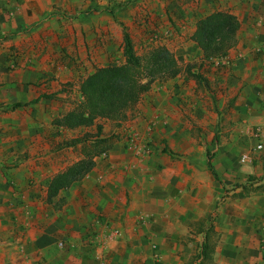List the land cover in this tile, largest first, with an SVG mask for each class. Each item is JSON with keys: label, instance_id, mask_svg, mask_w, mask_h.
Listing matches in <instances>:
<instances>
[{"label": "crops", "instance_id": "1", "mask_svg": "<svg viewBox=\"0 0 264 264\" xmlns=\"http://www.w3.org/2000/svg\"><path fill=\"white\" fill-rule=\"evenodd\" d=\"M125 1L0 0V90L12 95L0 103H11L17 88L23 99L22 82L55 77L46 93L31 92L30 100L12 110L0 108V165L15 155L21 160L8 173L0 166V264H264V144L253 151L251 136L252 128H264V0H208V12L197 10L196 0H188L191 8L184 12V0L122 6ZM214 11H228L239 22L227 59L210 61L208 70L212 108L222 111V125L230 128L222 145L209 158L195 146L192 118H202L199 125L207 128L208 104L195 99L190 80L179 75L156 82L116 127L110 148L92 157L90 171L47 202L51 177L83 159L90 144H70L85 128L53 124L82 98L78 92L77 104L69 103L60 84L71 76L44 70L38 61L48 55L41 50L32 56L33 70L14 71L10 81L3 48L31 32L36 47L66 46L83 57L85 46L95 44L93 31L121 30L123 20L131 26L137 12L148 24L160 18L164 32L185 33L187 20L194 22L193 32ZM176 39L169 35L160 42ZM23 108L31 114L19 123L3 113ZM24 122L32 147L10 150L18 146ZM130 130L139 140L127 149L124 135ZM235 152L249 153L250 163L234 167ZM208 160L219 181L208 171ZM90 234L106 239L88 247L84 239Z\"/></svg>", "mask_w": 264, "mask_h": 264}, {"label": "rangeland", "instance_id": "2", "mask_svg": "<svg viewBox=\"0 0 264 264\" xmlns=\"http://www.w3.org/2000/svg\"><path fill=\"white\" fill-rule=\"evenodd\" d=\"M131 2L132 0H127L120 4L122 6H127ZM188 2V0H184L182 2V7H184V9L181 7L180 8L183 9V12L186 9L191 8V4H188ZM115 5L116 4H114V6ZM195 5L197 10L203 9V12H208V0H196ZM134 17L136 19L134 18V20L132 21L133 24L131 26L126 25L127 22L123 20L122 22L125 27H122L121 30L106 27L105 29H101L99 32L93 31L92 35L94 36L95 44L85 46L83 52H81V54H83V57H79L78 55H75V57L74 54H78L77 50L75 48H68L66 46L59 47L56 49L51 46L36 47L31 44L34 42L33 34L31 32H24L22 33V35L25 37H16V41L18 43H10L8 46L6 45L3 48L6 54L5 60L6 63H8L5 64V67L7 69L6 75H8V78L11 81V79L13 78L14 71L16 72L21 70L22 73L29 74L25 71L33 70L32 67L33 65H35L31 62L33 54L35 52L38 53L37 50H41L43 51V54L48 55V57H45L43 55L45 59L41 58L38 61L39 65L42 66L44 70H49L52 74L56 71H59V73H63L66 71L68 72L67 74L71 76L70 81L60 84V89L68 96L67 100L70 104H77L79 92L78 86L79 82L83 78L89 75V73L94 71L96 68L104 67L107 65H119L123 62L122 40L123 29H125L127 31L126 33H128L131 38L133 49L137 55H143L152 47L163 46L166 47L169 51H171L174 57L178 59L179 65L182 70L179 75L185 76L188 80L193 83V96L195 97V99L197 101H201L202 104H204V102L208 104V127L204 128L202 124L199 125L200 120L202 118H192V121L194 120L197 125L193 124L194 126L190 129L191 136L195 137L196 147H198L199 149H203L207 154H212V150L216 145H222L224 137L230 133V128L227 127V124L222 125L224 119V116H221L222 111H219L217 109H215L214 111L212 108V106L215 105L214 100L212 101V99L208 96L210 93V90H208V70L210 69L211 60L208 61L204 59L197 45L190 39V36L193 33L191 32V28L194 22H188L187 20V22L184 24L185 33H183V30L180 28L177 29L179 31H176L175 29L174 31H172V29H169V31L164 32V30H162V28L164 27L160 24V18L154 20V22L151 21L150 24H148L147 19L149 18L146 19V15H141L137 12ZM181 18L182 17H180V19ZM163 20H165L166 22H170L166 20V18H164ZM141 25H143V28L141 27ZM168 27L172 28L170 26ZM164 33H166V35H164ZM169 35H174L175 37H177V39L175 40L177 42L175 43V41H168V45L160 42L163 37ZM187 67H189L188 74L186 73ZM217 67H219V65ZM54 78L55 77H53V75H49L47 79H44L42 81L34 80L22 82L21 90L24 92L23 99L22 97H19L20 94L18 93L17 88L12 102H4L6 104L1 102L0 108H4L5 106H7V104L10 105L15 102H25L30 100L29 98H26V95L31 94V92L46 93L51 89L50 81L54 80ZM3 79L4 76L0 74V85L3 84ZM156 82L162 81L156 80L152 83V85ZM216 88L217 87L215 86V89ZM8 97H12L11 92L9 90H0V100L7 99ZM209 112H211V115L209 114ZM3 113L9 115L10 117L15 116L17 122L19 123L20 121H24V117H27L29 116V114H31V109L23 108L19 110L16 114L12 112L8 113L7 111H3ZM210 121L211 126L209 125ZM98 124L102 126L103 137L107 136L109 139H113L116 136L115 129L118 126L116 123L100 120L98 121ZM26 125L27 124H25V122L22 123L21 131L17 133L18 135L23 136H20L18 146H11L10 150H13L14 148H20V150H24L27 152L29 148L32 147L33 141L26 135L29 131V128L26 127ZM256 128L258 127L252 128V132H254ZM130 131L135 132L133 130ZM81 132H83L82 135L89 134L91 136H94L96 129L95 126L91 128H85L77 131L76 135L79 136ZM127 133L128 131L126 132L124 137H126ZM251 136L252 139L255 140V137L252 134ZM27 138L29 139L28 143L26 141ZM24 141L26 142L24 143ZM75 152L76 151L74 150L73 153ZM249 153L253 156L254 152L250 151ZM241 154L242 153L235 152V157L233 158L234 167L242 168L247 166L248 163H250V161L242 162L241 159L244 154ZM3 161V164H1L0 166L1 168L5 169L6 173H8V169L14 167L13 165H18L21 160L15 155L14 158L5 159ZM7 178L8 181H5L6 185L11 187L14 186V181L12 180V178L9 176Z\"/></svg>", "mask_w": 264, "mask_h": 264}, {"label": "trees", "instance_id": "3", "mask_svg": "<svg viewBox=\"0 0 264 264\" xmlns=\"http://www.w3.org/2000/svg\"><path fill=\"white\" fill-rule=\"evenodd\" d=\"M238 29L239 22L234 15L228 11H214L196 22L190 39L197 45L203 58L209 61L227 55L235 44ZM122 55L121 64L96 68L83 78L78 86L81 102L62 117L53 120L55 126L67 130L95 126L96 132L94 136L84 134L70 143L90 141L89 146L84 147L83 159L51 177L47 185V202L51 203L61 190L67 189L89 172L93 166V156L110 148L111 139L102 136V126L98 121L119 125L142 95L150 90L154 81L173 79L182 71L178 59L166 47H152L143 55H137L126 32H123ZM186 73H189V67ZM41 97L49 99L53 96ZM20 106L22 104L16 102L5 107L12 110ZM207 169L219 181L210 160ZM202 249H205L204 245Z\"/></svg>", "mask_w": 264, "mask_h": 264}, {"label": "built area", "instance_id": "4", "mask_svg": "<svg viewBox=\"0 0 264 264\" xmlns=\"http://www.w3.org/2000/svg\"><path fill=\"white\" fill-rule=\"evenodd\" d=\"M216 58L211 59V61H214ZM226 60L227 57H221L219 58V60ZM261 128H256V130L254 132H252V135L255 137L256 140V144L254 146L253 151H258L260 149H262L263 144H264V129ZM139 140V135L135 132H128L126 137H125V146L127 149H131L132 147H134L135 143L138 142ZM249 160V154H244L242 156L241 161L242 162H247ZM106 238L104 237V235H99V234H90L88 235L84 240H85V244L88 245V247H92V246H96L98 244H100V242L102 243ZM63 243L60 242L59 246H62Z\"/></svg>", "mask_w": 264, "mask_h": 264}]
</instances>
